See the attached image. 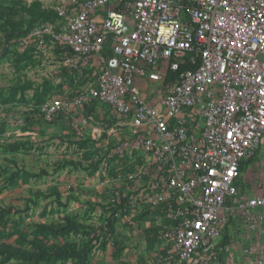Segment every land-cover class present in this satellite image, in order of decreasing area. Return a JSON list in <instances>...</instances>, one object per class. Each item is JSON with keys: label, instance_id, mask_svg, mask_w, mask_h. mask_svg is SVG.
Segmentation results:
<instances>
[{"label": "built area", "instance_id": "obj_1", "mask_svg": "<svg viewBox=\"0 0 264 264\" xmlns=\"http://www.w3.org/2000/svg\"><path fill=\"white\" fill-rule=\"evenodd\" d=\"M49 10L19 48L58 51V71L93 75L29 120L66 122L99 144L100 186L120 213L165 217L171 253L159 264H220L228 225L260 234L264 192L242 177L264 154V0H51ZM240 251L242 264H264V246Z\"/></svg>", "mask_w": 264, "mask_h": 264}, {"label": "rangeland", "instance_id": "obj_2", "mask_svg": "<svg viewBox=\"0 0 264 264\" xmlns=\"http://www.w3.org/2000/svg\"><path fill=\"white\" fill-rule=\"evenodd\" d=\"M49 7L51 0H0V246L34 252L31 243L37 240L45 248L87 251L83 264H159L171 253L161 238L165 217L148 210L135 219L120 213L112 207L111 191L100 186L105 167L94 162L99 144L77 141L66 122L29 120L44 100L84 92L93 75L90 67L79 73L58 71V51L38 55L19 48ZM18 119L26 125L17 128ZM242 183L252 195L264 192L263 153L248 164ZM68 221L79 228L60 234L48 229ZM219 244L220 264H242L240 248L264 246V228L252 236L237 224ZM0 264L24 262L0 257Z\"/></svg>", "mask_w": 264, "mask_h": 264}, {"label": "trees", "instance_id": "obj_3", "mask_svg": "<svg viewBox=\"0 0 264 264\" xmlns=\"http://www.w3.org/2000/svg\"><path fill=\"white\" fill-rule=\"evenodd\" d=\"M6 1H9V0H6ZM11 1H14V0H11ZM53 18L54 17H53L52 11L48 10L46 11L45 17L43 18L42 21L53 20ZM32 28L33 26L26 33H28ZM106 47L108 48V44L106 45ZM108 53L109 52L107 51L106 54ZM117 212L118 211H115V213ZM112 221L113 219L112 220L109 219L108 221L107 227L109 230L112 229ZM75 228L78 229L79 226L69 221L64 226L48 227L49 230H54V232L57 231L58 234L63 233V232H67V233L72 232ZM229 229L230 227L228 225L224 231V237L227 236ZM31 244H32V248L34 252H26V251L17 250V249L7 247V246H0V257L4 258L5 260L21 261V262H24V264H40L45 259L62 260L63 258H72V259L76 258L78 260V264H83L87 258V251L81 253L80 251H77L74 247L59 248V247L53 246L50 248H45V246H43L42 243L37 240L36 241L34 240Z\"/></svg>", "mask_w": 264, "mask_h": 264}, {"label": "crops", "instance_id": "obj_4", "mask_svg": "<svg viewBox=\"0 0 264 264\" xmlns=\"http://www.w3.org/2000/svg\"><path fill=\"white\" fill-rule=\"evenodd\" d=\"M240 254H241V259H242V262H243V256H242V252H241Z\"/></svg>", "mask_w": 264, "mask_h": 264}, {"label": "snow or ice", "instance_id": "obj_5", "mask_svg": "<svg viewBox=\"0 0 264 264\" xmlns=\"http://www.w3.org/2000/svg\"><path fill=\"white\" fill-rule=\"evenodd\" d=\"M229 135H231V134H229ZM197 227H199V225H197Z\"/></svg>", "mask_w": 264, "mask_h": 264}]
</instances>
